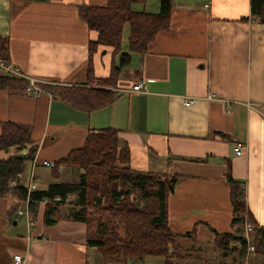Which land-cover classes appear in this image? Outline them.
<instances>
[{
    "label": "crops",
    "instance_id": "obj_1",
    "mask_svg": "<svg viewBox=\"0 0 264 264\" xmlns=\"http://www.w3.org/2000/svg\"><path fill=\"white\" fill-rule=\"evenodd\" d=\"M107 1L0 0V37L8 39L9 62L40 83L87 85L89 42L98 32L79 17L78 6ZM172 4L168 29L145 53H132L112 87L118 95L111 104L85 111L45 89L33 96L26 89L0 88V134L5 121L32 128L37 149L23 164L22 186L34 173L37 190H47L51 183L77 182L84 169L62 164L55 176L43 161L59 162L90 134L117 128L121 145L130 148L132 169L180 175L167 210L171 230L188 234L181 243L195 251L186 264H264L263 253L224 256L216 242L217 233L241 234L232 224L228 161L234 178L246 184L252 218L264 227V23L251 14V0ZM137 9L158 12L160 0L153 9L149 0ZM127 41L128 36L124 47ZM114 57L112 46L98 47L94 85L110 76ZM137 81L147 91H127ZM190 98L193 103L185 104ZM237 141L247 145L242 155L234 151ZM75 197L60 205L52 225L44 222L46 206L39 205L29 231L23 217L11 214L21 196L10 192L0 198V240H14L0 244V262L14 264L13 254L21 252L25 264H116L87 244L84 222L68 217ZM21 218L24 232L7 235V222L18 225Z\"/></svg>",
    "mask_w": 264,
    "mask_h": 264
},
{
    "label": "trees",
    "instance_id": "obj_2",
    "mask_svg": "<svg viewBox=\"0 0 264 264\" xmlns=\"http://www.w3.org/2000/svg\"><path fill=\"white\" fill-rule=\"evenodd\" d=\"M147 1L108 0L106 5H79V17L90 29L98 32L97 40L89 42V82L85 86L39 85L81 110L92 111L111 104L118 95L112 87L117 86L122 69L130 65L132 53H145L155 36L170 25L172 0H160L158 12L133 7ZM251 14L264 23V0H251ZM126 24L129 33L125 49L123 34ZM100 45L112 46L115 57L110 76L99 78L94 85L93 55ZM9 58L8 39L0 37V60L9 61ZM29 85L27 78L0 74V88L25 89ZM1 129L0 148H14L16 151L0 158V197L13 192L24 199L27 197L26 187H12L10 180L23 170V164L33 158L37 149V144L31 139L32 128L5 121L1 123ZM130 163V148L127 144L121 145L119 129L103 128L90 134L83 147L72 150L53 168L55 176H58L62 164L82 168L84 172L79 180L55 182L47 190H34L30 194V206L37 214L39 201L60 196L62 203L45 207L44 222L52 225L56 222L55 215L60 205L69 195L75 194L68 217L86 224L87 244L96 247L105 262L128 264L132 260L133 264H138L147 256H162L165 264H180L174 262V258L181 257L177 251L181 248L177 239L188 234H177L171 230L167 210V197L180 175L139 171L132 169ZM226 178L233 205L232 224L242 231L244 220L250 217L255 224L252 235L256 252L264 254V227L252 218L246 184L234 178L230 161L227 162ZM153 200L157 207L149 203ZM139 201L144 205L140 206ZM15 211L17 209L13 207L11 214ZM236 240L241 241V246L231 245ZM216 242L224 256L233 252L242 257L245 255L246 242L241 234L217 233ZM172 247L173 252L170 251Z\"/></svg>",
    "mask_w": 264,
    "mask_h": 264
},
{
    "label": "built area",
    "instance_id": "obj_3",
    "mask_svg": "<svg viewBox=\"0 0 264 264\" xmlns=\"http://www.w3.org/2000/svg\"><path fill=\"white\" fill-rule=\"evenodd\" d=\"M0 70H4L5 72L10 73L11 75H17L18 77H23V78L27 77L25 74L21 73L17 68H15L9 61L0 60ZM28 80L30 81V85L25 89L29 94L33 96H38L44 92V89L39 85L40 82L36 81L33 78L30 79L28 78ZM127 91L144 92L147 91V86L144 81H137L133 85V87ZM193 101H194L193 98L186 99L185 104L190 105L191 103H193ZM246 150H247V145L245 143L237 141L234 144V151L237 155L244 154ZM42 164L49 168H54L56 166V162H51V161H43ZM22 179H23V171L19 172L17 175L11 178L10 185L12 187H19L22 185ZM37 188H38V183L36 181L35 175L34 173H31L29 183L26 186L27 197L23 199L24 205L19 206L16 211L18 217H23L26 220L28 231L35 224V212L30 206L31 203L30 194L34 190H37ZM69 196L65 199V202L69 201ZM62 202L63 199L60 196L56 195L51 197H45L41 201H39L38 204L47 206V205H57ZM243 229L244 230L242 233V237L246 242V251L244 256L247 259L251 254H254L256 252V246L252 235L255 229V224L248 216L244 220ZM231 245L239 247L241 246V241L236 240L232 242ZM13 261L14 264H25L26 257L24 256L23 253L17 252L13 254Z\"/></svg>",
    "mask_w": 264,
    "mask_h": 264
},
{
    "label": "rangeland",
    "instance_id": "obj_4",
    "mask_svg": "<svg viewBox=\"0 0 264 264\" xmlns=\"http://www.w3.org/2000/svg\"><path fill=\"white\" fill-rule=\"evenodd\" d=\"M159 0H149L150 2V5H151V9H153V6L155 4H157ZM140 6H143V4H135L133 7H135L136 9L139 8ZM128 33H129V26L128 24L125 25V28H124V34H123V42L126 43V38L128 36ZM126 49V47H125ZM16 150L14 148H10V149H5V148H0V158H6L8 157L9 155H11L12 153H14ZM47 171L49 174H51V169L47 168ZM134 196H136V194H134ZM1 198V197H0ZM6 199V198H5ZM14 199V198H13ZM12 199V200H13ZM142 201V200H141ZM139 201L140 203V206H143L144 202H141ZM1 202V200H0ZM15 203V202H14ZM150 204L154 205L155 207H157V202L156 201H151L149 202ZM24 205V202H23V199H21L20 202H18L17 204H13L12 207L14 206L16 209L19 207V206H23ZM11 207V208H12ZM2 217V215L0 214V218ZM19 224L18 225H12V223H8L7 222V235H12L13 237H16L18 236L19 234L23 233L24 232V220L23 218L19 219ZM0 227H2V223L0 222ZM244 230V229H243ZM243 230L241 231V235L243 233ZM12 239V238H10ZM9 239V240H10ZM7 240V239H3V240H0V244H6L7 241L9 242V244L13 245L14 244V240ZM177 242L178 244L181 246V248H178V252L179 254L181 255L180 259H176L174 258V262L177 263L179 262L180 264H186L188 263L189 261H191V257L192 256H195V251L193 250V248H190L189 246H186V245H182V239L181 238H178L177 239ZM177 244V245H178ZM198 246V245H196ZM196 249V248H195ZM173 247L171 248V252H173ZM164 258L162 256H147L141 263H138V264H165L164 262Z\"/></svg>",
    "mask_w": 264,
    "mask_h": 264
}]
</instances>
